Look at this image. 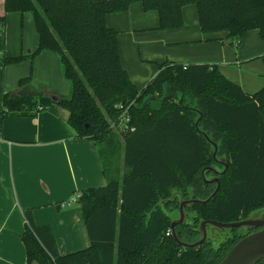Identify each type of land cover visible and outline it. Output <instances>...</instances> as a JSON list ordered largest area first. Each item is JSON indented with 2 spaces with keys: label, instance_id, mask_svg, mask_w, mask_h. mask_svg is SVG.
<instances>
[{
  "label": "trees",
  "instance_id": "1",
  "mask_svg": "<svg viewBox=\"0 0 264 264\" xmlns=\"http://www.w3.org/2000/svg\"><path fill=\"white\" fill-rule=\"evenodd\" d=\"M137 2L144 12L158 14L161 31L181 28L183 8L193 5L204 34L226 32L236 47L253 30L264 40V0H3L0 25L9 13H30L37 41L33 52L5 57L2 65L32 64L39 54L54 53L71 93L56 103L47 91H38L43 98L5 93L1 119L59 105L77 137L95 143L107 180L106 186L80 194L90 241L85 249L60 254L51 227L36 226L32 210L24 212L21 241L27 264L220 263L246 235L236 237V243L229 237L216 247L206 240L185 248L171 232L180 196L206 200L216 184L204 181L201 171L214 165L223 170L204 135L221 143L218 154L228 168L219 174L220 187L207 204L185 208L186 221L175 226L179 240L193 243L203 220L236 222L264 208V87L248 94L217 65L165 61L139 90L121 63L117 32L106 25L108 14L125 12ZM30 84L29 75L17 89ZM125 109L130 128L119 133L109 121L117 123ZM121 151L122 173L117 168Z\"/></svg>",
  "mask_w": 264,
  "mask_h": 264
},
{
  "label": "crops",
  "instance_id": "2",
  "mask_svg": "<svg viewBox=\"0 0 264 264\" xmlns=\"http://www.w3.org/2000/svg\"><path fill=\"white\" fill-rule=\"evenodd\" d=\"M183 20L181 28L161 31L158 14L144 12L139 2L106 16L107 27L117 32L121 63L139 90L165 61L217 65L248 94L264 87V40L256 30L236 47L226 32L202 33L195 6L183 8ZM5 26L0 25V110L2 95L17 94L18 81L26 75L15 68L21 63L2 65L5 57L23 55L20 49H8ZM30 88L38 92L31 84ZM68 116L57 104L29 116L13 112L1 119L0 115V264H27L21 241L27 210H32L36 226L51 227L60 254L90 246L81 205L73 198L106 186L107 180L95 143L78 138ZM123 158L124 153L122 162Z\"/></svg>",
  "mask_w": 264,
  "mask_h": 264
},
{
  "label": "rangeland",
  "instance_id": "3",
  "mask_svg": "<svg viewBox=\"0 0 264 264\" xmlns=\"http://www.w3.org/2000/svg\"><path fill=\"white\" fill-rule=\"evenodd\" d=\"M0 13L1 14L3 13V0L1 1ZM5 24H6L5 28H3L5 29L4 30L5 33L3 32V36H4L3 38L5 42L8 41L9 50H15V48L20 49V51L22 50L21 52H23L22 53L23 55H27L29 51L33 52V50H35L37 40H36V33L33 28L32 16L30 13H25V14L9 13L7 15ZM21 64L22 65L16 64L17 67L15 68H21L22 72L25 71L26 75L23 77H27L30 75L31 85L36 91H39L41 87L45 89L46 91H48L49 93H53L62 98H68V96L71 93L70 83L69 81L65 80L63 77L61 64H60V61L57 55H55L54 53H50V52L45 53V54L41 53L34 59L32 64L30 63L29 60H25L21 62ZM20 66H24V67H20ZM178 97H180V94H178ZM175 102L178 103L179 102L178 99H176ZM197 118L198 117L196 115L192 116V119L194 121H196ZM109 124L113 130L117 131L118 129L119 133H122V131L125 130L123 121H121V119L117 123L114 121H109ZM116 137H118L119 140L122 141L121 136H116ZM209 151L210 153L214 151V147L212 144L209 145ZM221 151H222V146H221V143L219 142V144L217 143V152H216V156L214 159H217L218 161H220L221 159H226L224 156H221L220 154H218ZM216 164L220 165L219 162H216ZM209 167L218 169L220 172L224 170V168L222 170L216 165L209 166ZM117 168L120 170L121 173L123 172V162L121 159V155L117 162ZM204 176H205V179H210L214 177L212 173L210 175L205 174ZM178 217H179V210L177 214L175 212L172 213L173 220H176ZM191 217L192 216L190 215L189 219H191ZM247 218L241 217L239 220H244ZM211 230H212V227L207 228L208 240L212 242L213 246L215 247L218 245V242L224 239H229L230 237L232 238V240H234L233 243H236L238 241L236 237L244 236L250 233V231H248L247 229H237L234 233L223 231V232H220L221 234L220 236H222V239L221 240L219 239V241H216V240H212V238L210 237ZM199 238L200 236L196 237L193 241L196 242L197 240H199Z\"/></svg>",
  "mask_w": 264,
  "mask_h": 264
},
{
  "label": "water",
  "instance_id": "4",
  "mask_svg": "<svg viewBox=\"0 0 264 264\" xmlns=\"http://www.w3.org/2000/svg\"><path fill=\"white\" fill-rule=\"evenodd\" d=\"M17 95L20 97L30 98H43L46 96L43 92L33 91L29 86H26L19 90L17 92ZM48 98L55 103L58 101V98L53 95L48 96ZM204 137L213 145L214 151L211 153V155L213 158H215L217 152V143L215 141L210 140L208 136L204 135ZM219 164L224 167V170L222 172H219L213 167H207L201 171L203 178L205 179L204 173L206 171H210L216 175L224 174L228 168V162L226 159H221L219 161ZM206 181L209 183H216L215 191L206 200L194 198L185 200L180 196L179 217L176 220H173L171 223L172 236L176 240L177 244L185 248H194L204 244L208 237V227H212L213 230H218L219 232H223L225 230L247 228L249 229L250 233L241 238L231 248L225 258L218 264H258L260 262L264 264V208L253 213L247 219L236 222H219L215 220H204L200 223L199 226V240L193 243H186L179 240L175 232V226L183 224L186 221L187 213L185 211V208L196 203L202 205L207 204L215 196L220 187L219 178L217 176H214L211 179H207Z\"/></svg>",
  "mask_w": 264,
  "mask_h": 264
},
{
  "label": "built area",
  "instance_id": "5",
  "mask_svg": "<svg viewBox=\"0 0 264 264\" xmlns=\"http://www.w3.org/2000/svg\"><path fill=\"white\" fill-rule=\"evenodd\" d=\"M119 108H120V109H123V106H119ZM120 119H121V121H123L124 129H125V130H128L130 127H129V125H128L129 117L126 115V109L124 110V112H123V114H122V116H121ZM130 130H131V131H134L133 128L130 129ZM0 133H1V130H0ZM0 135H1V134H0ZM80 197H81L80 194L75 195L74 198H73V201H74V202L79 201V200H80ZM169 234H170V231L167 233V235H169Z\"/></svg>",
  "mask_w": 264,
  "mask_h": 264
},
{
  "label": "flooded vegetation",
  "instance_id": "6",
  "mask_svg": "<svg viewBox=\"0 0 264 264\" xmlns=\"http://www.w3.org/2000/svg\"><path fill=\"white\" fill-rule=\"evenodd\" d=\"M215 162H219L217 159H215ZM222 166V165H221ZM207 168V167H206ZM224 168V167H223ZM215 169V168H214ZM216 170H218V169H216ZM219 171V170H218ZM220 172V171H219ZM206 173V172H205ZM205 173H204V175H205ZM212 173V172H211ZM213 174V173H212ZM202 175V174H201ZM214 176H217L218 178H219V175H216V174H213ZM202 178H203V176H202ZM211 179V178H210ZM207 180V179H206ZM205 179H204V181H206ZM207 182V181H206ZM213 183H215V182H213ZM220 184V183H219ZM216 189V188H215ZM215 191V190H214ZM213 191V192H214ZM211 196V195H210ZM209 196V197H210ZM209 228V227H208ZM221 234H220V232L218 233V230H211V233H210V237L212 238V240H216V241H219V239L221 240L222 239V236H220ZM207 240H208V237H207Z\"/></svg>",
  "mask_w": 264,
  "mask_h": 264
}]
</instances>
